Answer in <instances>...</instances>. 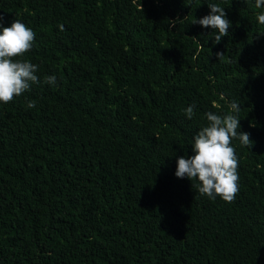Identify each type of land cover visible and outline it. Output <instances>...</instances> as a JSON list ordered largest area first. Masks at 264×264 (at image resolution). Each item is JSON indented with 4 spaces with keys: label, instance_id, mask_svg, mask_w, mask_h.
I'll return each mask as SVG.
<instances>
[{
    "label": "trees",
    "instance_id": "obj_1",
    "mask_svg": "<svg viewBox=\"0 0 264 264\" xmlns=\"http://www.w3.org/2000/svg\"><path fill=\"white\" fill-rule=\"evenodd\" d=\"M209 2L232 25L219 44L192 23ZM261 10L255 0H0L5 27L20 19L36 32L25 58L40 80L0 103V264H264ZM52 75L55 86L44 83ZM234 99L253 145L233 141L239 192L227 203L175 171L205 113L226 114Z\"/></svg>",
    "mask_w": 264,
    "mask_h": 264
},
{
    "label": "clouds",
    "instance_id": "obj_2",
    "mask_svg": "<svg viewBox=\"0 0 264 264\" xmlns=\"http://www.w3.org/2000/svg\"><path fill=\"white\" fill-rule=\"evenodd\" d=\"M207 4L209 14L192 23L213 29L214 33H218L214 35L215 43L219 44L222 37L229 35L232 25L224 7L219 3ZM255 7L262 9L257 13L256 20L264 25V0H255ZM3 22L4 17L0 16V103L8 104L40 80L36 74L38 66L25 58L33 48L36 32L20 19H15L10 27H5ZM223 55L216 53L218 59ZM44 83L55 86L57 78L55 75L46 76ZM27 107H36V102L29 101ZM195 107L191 104L183 109L188 120L195 116ZM228 108L229 111L223 115L212 111L205 113L206 124L193 137L192 155L177 159L175 176L197 180L198 192L210 200L219 197L232 203L238 195L240 180L239 156L233 141L238 140L245 147H252L253 141L250 133L240 131L241 102L234 99L229 102Z\"/></svg>",
    "mask_w": 264,
    "mask_h": 264
}]
</instances>
